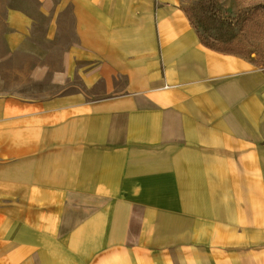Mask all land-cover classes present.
I'll return each mask as SVG.
<instances>
[{
    "label": "crops",
    "instance_id": "crops-1",
    "mask_svg": "<svg viewBox=\"0 0 264 264\" xmlns=\"http://www.w3.org/2000/svg\"><path fill=\"white\" fill-rule=\"evenodd\" d=\"M36 1L0 63L40 17L74 41L0 92V264H264V65L182 0Z\"/></svg>",
    "mask_w": 264,
    "mask_h": 264
},
{
    "label": "rangeland",
    "instance_id": "rangeland-1",
    "mask_svg": "<svg viewBox=\"0 0 264 264\" xmlns=\"http://www.w3.org/2000/svg\"><path fill=\"white\" fill-rule=\"evenodd\" d=\"M32 6L36 0H0V57L7 51L5 37L11 32L6 23L12 8ZM182 5L197 29L202 44L219 51L241 54L264 65V0H182ZM54 39H46L48 18L40 17L34 34L13 61L0 63V92L36 96L44 84L27 80L26 69L37 61L56 62L63 42L73 39L72 17ZM67 36L66 38H63Z\"/></svg>",
    "mask_w": 264,
    "mask_h": 264
},
{
    "label": "trees",
    "instance_id": "trees-1",
    "mask_svg": "<svg viewBox=\"0 0 264 264\" xmlns=\"http://www.w3.org/2000/svg\"><path fill=\"white\" fill-rule=\"evenodd\" d=\"M212 1H216V0H212ZM188 17H189V15H188ZM189 19H190V21L192 22V20H191V18L189 17ZM193 24V23H192ZM201 39V38H200ZM212 49H214V48H212Z\"/></svg>",
    "mask_w": 264,
    "mask_h": 264
}]
</instances>
